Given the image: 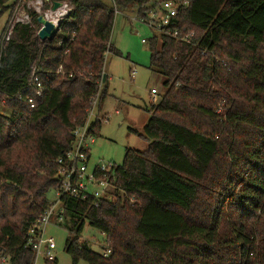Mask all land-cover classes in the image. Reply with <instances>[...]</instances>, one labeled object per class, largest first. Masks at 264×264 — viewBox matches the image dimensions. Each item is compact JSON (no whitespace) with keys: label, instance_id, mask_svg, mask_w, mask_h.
I'll use <instances>...</instances> for the list:
<instances>
[{"label":"trees","instance_id":"obj_1","mask_svg":"<svg viewBox=\"0 0 264 264\" xmlns=\"http://www.w3.org/2000/svg\"><path fill=\"white\" fill-rule=\"evenodd\" d=\"M68 1L72 16L53 40H39L37 20L0 39V103L9 111L0 113V258L8 264H34L27 232L59 188L57 162L74 130L92 99H104L114 11L102 0ZM115 1L127 11L165 0ZM174 1L170 28L196 38L153 31L146 41L166 90L147 110L149 145L126 150L117 166L125 196L64 200L73 264H264V0ZM15 6L0 0V18ZM33 66L45 87L34 109L18 99L36 98L27 91ZM86 221L105 235L108 257L81 239Z\"/></svg>","mask_w":264,"mask_h":264},{"label":"built area","instance_id":"obj_2","mask_svg":"<svg viewBox=\"0 0 264 264\" xmlns=\"http://www.w3.org/2000/svg\"><path fill=\"white\" fill-rule=\"evenodd\" d=\"M110 1L116 19L121 10L115 0ZM55 3H59L58 8H55ZM133 10L134 21L148 26L152 31L163 36L171 37L185 44H192L196 38V34L192 31H180L170 28L172 19L178 13V4L174 0L157 1L153 5H142ZM72 13L73 7L68 0H16L15 9L8 18L3 31L1 43L3 45L10 41L16 26H33L34 20H37L38 23L39 17H43L55 26L57 29L56 37L61 32L63 24L72 16ZM38 25L37 37L39 38V32L43 26L39 23ZM143 43H146V40H143ZM59 45L62 46L63 41H60ZM36 69V66H33L32 79L27 86V91L32 90L36 98L29 95H18L19 101L27 102L33 109L37 107V99L43 97L45 90L42 80L36 74ZM60 73H64L62 66L58 68V74ZM135 74L136 72L133 73V76ZM99 88L102 89V83ZM151 95L153 103H155L158 92L152 90ZM99 105L100 93L92 99L91 107L83 124L74 130L71 150L57 162L59 165L57 172L59 188L55 191L54 199L50 201L49 207L40 216L37 224L27 232L26 246L35 253L34 264H38L39 260L44 261L46 264L57 262V244L53 238L47 237L46 230L49 227H59L64 223V200L73 198L81 201L93 199L94 201L114 202L116 201L115 194L117 191L125 196V193L116 184L117 165L115 163L99 160L96 164L91 165L90 148L95 142L94 124L108 121L97 116ZM131 202L135 203L136 200L132 199ZM68 233L70 235L69 231ZM110 253L111 251L107 250L103 253V256L108 257ZM0 262L1 264H8V260L4 257L0 258Z\"/></svg>","mask_w":264,"mask_h":264},{"label":"rangeland","instance_id":"obj_3","mask_svg":"<svg viewBox=\"0 0 264 264\" xmlns=\"http://www.w3.org/2000/svg\"><path fill=\"white\" fill-rule=\"evenodd\" d=\"M112 7L110 0H102ZM9 15L0 18V39L7 24ZM134 10L122 11L116 16L111 37L114 51L106 56L107 82L104 84V99L101 103L100 118L107 119L95 131V142L90 148L91 165L99 160L123 164L126 150L146 151L148 141L144 137V128L149 121L148 109L153 103L152 90L158 92L155 105H158L165 94V79L156 70L149 68L150 48L143 43L153 37V31L146 25L136 22ZM136 72L134 76L131 73ZM0 113L9 114L0 103ZM48 197L53 200L52 190ZM68 231L60 225L49 227L47 237L57 244V262L53 264H73L71 256L65 250ZM81 239L88 243L91 250L103 254L107 248L105 235L85 222ZM38 264H45L39 260ZM78 264H87L80 261Z\"/></svg>","mask_w":264,"mask_h":264},{"label":"water","instance_id":"obj_4","mask_svg":"<svg viewBox=\"0 0 264 264\" xmlns=\"http://www.w3.org/2000/svg\"><path fill=\"white\" fill-rule=\"evenodd\" d=\"M59 7V3H55V8ZM38 23L43 26L39 32V39L43 42L52 40L56 33L57 29L52 23L47 22L43 17L38 18Z\"/></svg>","mask_w":264,"mask_h":264},{"label":"crops","instance_id":"obj_5","mask_svg":"<svg viewBox=\"0 0 264 264\" xmlns=\"http://www.w3.org/2000/svg\"><path fill=\"white\" fill-rule=\"evenodd\" d=\"M105 70H106V64H105ZM131 73H132V71H131ZM133 74V73H132ZM106 76H107V73H106ZM133 76V75H132ZM108 77V76H107ZM102 103V102H101ZM101 103H100V105H99V107H98V110H97V116L98 117H100L99 115H98V111H101ZM104 116H102L101 118H103ZM150 117H151V115H150ZM150 119V118H149ZM56 263V262H55ZM0 264H1V262H0ZM46 264V263H45Z\"/></svg>","mask_w":264,"mask_h":264}]
</instances>
